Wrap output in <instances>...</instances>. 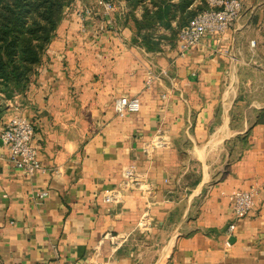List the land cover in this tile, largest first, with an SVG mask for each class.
I'll use <instances>...</instances> for the list:
<instances>
[{
	"label": "crops",
	"instance_id": "0c3cea01",
	"mask_svg": "<svg viewBox=\"0 0 264 264\" xmlns=\"http://www.w3.org/2000/svg\"><path fill=\"white\" fill-rule=\"evenodd\" d=\"M110 1L73 0L26 89L0 92V131L26 116L41 163L12 167L0 140V264H264V0L188 48L171 29L207 0H171L147 40L151 0ZM124 95L138 111H114Z\"/></svg>",
	"mask_w": 264,
	"mask_h": 264
},
{
	"label": "trees",
	"instance_id": "16d2710c",
	"mask_svg": "<svg viewBox=\"0 0 264 264\" xmlns=\"http://www.w3.org/2000/svg\"><path fill=\"white\" fill-rule=\"evenodd\" d=\"M73 0H0V92L10 96L25 90L36 72L47 45L65 15V7ZM132 7L145 0H129ZM190 3L191 0H186ZM154 9L144 5L140 19L133 17L136 39L153 36L156 23L169 26L171 0H151ZM183 6V5H182ZM184 8V7H183ZM197 11L187 12L179 27ZM182 18V17H181ZM144 31L142 32V30ZM175 35L179 29H171Z\"/></svg>",
	"mask_w": 264,
	"mask_h": 264
},
{
	"label": "built area",
	"instance_id": "2783aa9c",
	"mask_svg": "<svg viewBox=\"0 0 264 264\" xmlns=\"http://www.w3.org/2000/svg\"><path fill=\"white\" fill-rule=\"evenodd\" d=\"M96 1L102 3L106 12L112 9L110 0ZM207 2L208 7L197 12L178 31V40L185 48L199 43L206 35L221 37L233 25L242 8L241 0H207ZM91 13L92 7L86 6L83 8L79 12L81 21L84 22L85 19L90 17ZM151 82L152 74L149 73L145 83L148 85ZM113 108L118 115L123 116L138 111L140 100L137 96H120L113 101ZM34 133V124L18 111L5 122L3 129L0 131V140L8 150V159L12 167L20 168L29 174L41 168ZM156 143L158 145L162 144L161 141H156ZM133 169V166H130L124 170L125 181L132 177ZM258 191L257 187L252 186L247 190H236L230 195V206L235 216L242 217L248 214L254 205V199ZM44 194L46 192L41 193V195Z\"/></svg>",
	"mask_w": 264,
	"mask_h": 264
},
{
	"label": "rangeland",
	"instance_id": "374dc122",
	"mask_svg": "<svg viewBox=\"0 0 264 264\" xmlns=\"http://www.w3.org/2000/svg\"><path fill=\"white\" fill-rule=\"evenodd\" d=\"M66 8H67V7H65V10H66ZM78 15H79V13H78ZM79 17H80V15H79Z\"/></svg>",
	"mask_w": 264,
	"mask_h": 264
}]
</instances>
